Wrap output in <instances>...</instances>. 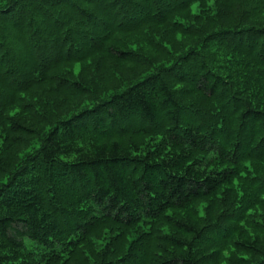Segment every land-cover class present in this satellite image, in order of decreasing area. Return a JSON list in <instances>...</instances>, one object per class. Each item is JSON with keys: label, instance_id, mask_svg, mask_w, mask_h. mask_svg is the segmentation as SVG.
<instances>
[{"label": "trees", "instance_id": "obj_1", "mask_svg": "<svg viewBox=\"0 0 264 264\" xmlns=\"http://www.w3.org/2000/svg\"><path fill=\"white\" fill-rule=\"evenodd\" d=\"M0 264H264V0H0Z\"/></svg>", "mask_w": 264, "mask_h": 264}]
</instances>
